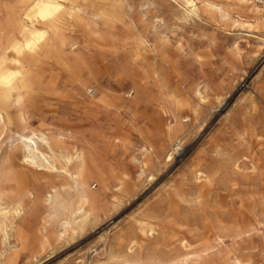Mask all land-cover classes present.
I'll return each instance as SVG.
<instances>
[{
	"label": "rangeland",
	"instance_id": "1",
	"mask_svg": "<svg viewBox=\"0 0 264 264\" xmlns=\"http://www.w3.org/2000/svg\"><path fill=\"white\" fill-rule=\"evenodd\" d=\"M1 1L21 7L26 0ZM75 1L86 16L83 26H62L65 52L77 43L76 52L109 79L103 84L128 83L127 73L146 70L159 71L161 82L151 81L147 93L126 97L102 119L108 181L97 210L73 229L61 216L48 217L58 239L44 249L17 246L12 264H171L177 257H187L184 264H233L235 256L263 264L264 0H187L197 15L186 0ZM132 91L127 85L117 94ZM47 95L36 107L28 104L31 128L59 126L64 115L77 137H89L90 121L77 105L58 91ZM182 99L193 119L181 129V149L172 152L167 130L177 124L175 102ZM16 112L11 106L10 115ZM146 140L165 153L149 159ZM196 170L206 171L202 182ZM90 186L99 183L92 179ZM1 240L0 264H7Z\"/></svg>",
	"mask_w": 264,
	"mask_h": 264
},
{
	"label": "bare ground",
	"instance_id": "2",
	"mask_svg": "<svg viewBox=\"0 0 264 264\" xmlns=\"http://www.w3.org/2000/svg\"><path fill=\"white\" fill-rule=\"evenodd\" d=\"M207 3L213 10V7L218 8L215 3ZM185 4L190 13H197L195 4L187 0ZM85 14L86 9L75 0H26L21 7L0 0V238L2 244L8 245L7 264L16 259L17 246L44 249L56 239L48 225V217L61 216L73 229L97 210L107 180L103 154L107 133L102 119H109L113 110L126 103V97L133 100L140 90L146 92L151 81L161 82L159 71L146 70L127 73L131 79L128 83L116 84L111 80L103 84L106 76L101 70L92 69L76 52L77 43H72V50L65 52L67 38L61 33L62 26H83ZM144 37L141 35L140 40ZM98 82L102 84L101 90L91 89ZM168 82L166 78L164 84ZM127 85L133 88L132 92L127 96L122 91L117 94ZM55 91L60 93L61 100L67 99L77 105L82 112L81 119L90 121L89 137L85 134L77 137L64 115L59 126L31 128L28 104L36 107L40 98ZM175 104L177 124L167 130L172 152L181 149V129L193 119L188 100L182 99ZM14 105L17 112L11 116L10 108ZM144 144L143 153L149 159L154 152L165 153L164 146L149 140ZM167 157V161L172 159V155ZM147 161L144 160L143 167ZM204 172L196 170L193 176L202 182ZM92 179L98 181V187L91 188ZM142 229L146 230L144 226ZM148 230L153 232L151 226ZM217 240L222 238L217 237ZM135 244L134 241L129 247L131 253ZM182 244L187 247V242ZM186 258H172L170 262L184 264L188 261ZM230 260L233 264H250L249 260L239 256Z\"/></svg>",
	"mask_w": 264,
	"mask_h": 264
}]
</instances>
